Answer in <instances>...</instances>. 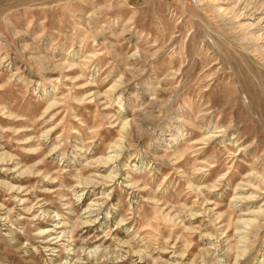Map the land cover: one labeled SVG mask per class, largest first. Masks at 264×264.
<instances>
[{
  "label": "rangeland",
  "instance_id": "374dc122",
  "mask_svg": "<svg viewBox=\"0 0 264 264\" xmlns=\"http://www.w3.org/2000/svg\"><path fill=\"white\" fill-rule=\"evenodd\" d=\"M0 264H264V0H0Z\"/></svg>",
  "mask_w": 264,
  "mask_h": 264
}]
</instances>
